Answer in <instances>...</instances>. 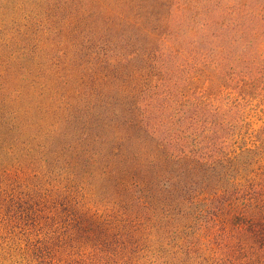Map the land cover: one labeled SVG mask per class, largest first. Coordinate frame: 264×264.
<instances>
[{
	"label": "rangeland",
	"instance_id": "rangeland-1",
	"mask_svg": "<svg viewBox=\"0 0 264 264\" xmlns=\"http://www.w3.org/2000/svg\"><path fill=\"white\" fill-rule=\"evenodd\" d=\"M149 15L157 18L148 20ZM166 55L170 60L159 64ZM159 69L173 72L165 76ZM132 72H151L152 80L156 73L173 75L182 97L197 96L212 104L211 116L189 130L194 133L190 137L214 133L209 128L223 123V113L231 123L225 153H235L226 154L225 169L219 160L220 178L212 179L206 202L187 204L185 216L178 208L165 213L161 205L163 210L145 214L137 225L121 224L126 225L123 244L121 239L117 247L106 243L95 250L84 232L88 222L80 224L79 212H66L59 205L62 211L48 220L51 224L42 221L43 229L22 225L21 206L33 194L57 197L68 202V209L76 205L61 193H82L73 171L83 172L93 187L96 203L89 206L94 210L109 211L105 201L119 198L100 172L101 164L83 158L77 165L78 152L72 146L80 148L84 125L74 118L77 113L67 114L61 101L64 89L76 94L108 86L110 96L117 87L126 93L144 89L126 77ZM116 74L118 86L112 82ZM138 77L140 86L148 82ZM116 93L118 102L125 100L126 93ZM217 135L223 136V130ZM89 147L98 156L100 145ZM247 150L252 151L249 156ZM234 156L239 165L250 161L248 176L264 178V0H0V264H223L228 244L236 249L228 257L230 264H247L244 256L250 264H264V257L252 256L241 244L242 232L233 225L238 221L234 215L246 207L242 201L233 206H226L231 199L223 202L228 197L242 200L239 188L251 179L242 169L228 174ZM58 170L62 174L50 177L49 185L38 179ZM234 187L237 192L227 193ZM46 188L53 193L45 194L41 189ZM15 195L23 200L18 203ZM207 206L215 215L204 213ZM117 209L116 220L130 214ZM203 217L213 219L215 227ZM98 237L99 242L108 238ZM33 243L38 249L32 253ZM22 250L26 253L20 254Z\"/></svg>",
	"mask_w": 264,
	"mask_h": 264
},
{
	"label": "trees",
	"instance_id": "trees-1",
	"mask_svg": "<svg viewBox=\"0 0 264 264\" xmlns=\"http://www.w3.org/2000/svg\"><path fill=\"white\" fill-rule=\"evenodd\" d=\"M154 18L157 17L149 15L148 20ZM169 55H166L167 60H159V64H166L170 60ZM145 56L144 51L143 58ZM151 57L153 58V56ZM155 63H158V60ZM159 70V72L163 71L165 76L173 72L167 69ZM231 70L233 67H230ZM150 73L146 72V74H136L135 76L134 72L125 74L135 85L144 89L129 88L126 93L125 90L117 87L118 91L116 92L126 93L125 100L121 102H118L116 92H114L115 96L109 95L110 92L105 90L108 86L98 91H96L97 87H90L86 90H78L76 94H71L64 89L66 94L64 91L62 94L64 99L61 102L64 107L66 105L67 114L71 116L72 112L73 114L77 113L78 115L74 118L84 125L80 148L72 146L78 152L77 160L79 162L77 165L82 164L83 158L88 162L92 160V164L97 162L101 164L100 172L109 179L113 194L119 195L118 199L113 197L105 201L104 205L110 206L109 211L102 213L89 206L90 203H96L92 197L93 187L86 182L83 172L73 171L71 175L80 177L82 193L75 196L69 192V189H64L61 193L64 194L62 198L74 202L76 205L68 209V202H58L57 197L40 198L37 194H33V198L28 201L24 200L26 202H24V206H21L23 207L20 210L22 218L19 220L22 225L43 229L45 225L42 224V221L49 223L48 220L53 221V215L58 210L79 212L80 224L81 220L88 222V227L84 232L88 243L95 250L106 243L110 247H117L119 246L118 240L121 239H123L121 241L123 244L126 225L121 224L135 223L137 225L145 214L148 215L150 212L155 214L159 209L163 210V205L166 206L165 213L178 208L177 212L185 216L184 208L187 204V207L193 205L199 207L206 202V194L211 191L209 189L212 179L219 177L216 167L221 166L219 160H223V169H225V163L228 162L226 154L231 151L235 153V150H228L225 153L229 146L227 142L231 123L225 119L223 113V123L208 126L210 127L209 132H212L213 128L215 129L214 133L205 134L202 137H190L194 133H188L189 130L197 129L198 122L204 120L203 118L206 116H211L212 104L197 96L186 98L184 94L182 97V93L173 82V75L164 77L162 73H156L154 74L156 79L152 80ZM138 76L148 82L140 86L135 82L139 78ZM113 77L112 82L118 86L119 83L116 82V79H120V77L117 74ZM104 85L106 86L105 82ZM136 99L138 100L133 101ZM206 124L208 125V123ZM221 130H223V136L219 137L217 133ZM91 144L100 145L98 156H94L97 153L89 147ZM251 152V150H247V155L249 156ZM102 160L105 163H102ZM232 160L230 159L229 164L233 162L234 168L228 174L233 175L242 169L247 177L251 178L247 174L249 160L241 159V165L237 161L238 158ZM77 168L79 169L78 166ZM61 170L64 171V169ZM62 172L58 170L53 176L47 175L46 178L42 176L38 179L42 184L49 185L50 177L55 179ZM226 172V170L221 172V174L223 173V185L226 181L225 177H227ZM232 177L234 178V176ZM58 189L59 187H55L52 190L57 191ZM41 190L47 194L49 188ZM52 190L49 192L53 193ZM237 191L234 187V190L227 193ZM240 191L244 194L242 200L228 197L223 202L231 199V202L226 203V206L227 204L233 206L242 201L241 203L246 209L244 210L242 207L240 208L242 214L234 215V220L238 218V221L233 225H236L237 229L242 232L241 244H245L247 249L251 250L250 254L255 257H264V178L258 180L251 178L248 186L244 189L240 187ZM110 192L112 193V190ZM198 195L206 197H198ZM15 199L18 203L23 200L16 195ZM58 205L62 209L58 208ZM173 205L175 207L169 209ZM116 208H118L117 211H122L124 216L126 211H129V216L123 218L122 221L116 220L118 219L114 214ZM213 209L207 206L202 210L210 216L209 213L215 215ZM210 217L209 219L203 218L206 221H211L212 226L215 227L214 220ZM56 223L60 224L58 221ZM60 227L64 228V231L67 230L62 224ZM227 227H229V223L225 229ZM98 234H103L108 238L99 242ZM32 249L29 250L32 253L38 249L36 243H33ZM120 250L118 248L117 253H120ZM235 250L232 245H226L225 258L223 259L226 263L223 264H230L228 257H232ZM14 251L18 252L19 247H15ZM25 253L22 250L20 254ZM242 253V251L239 252L240 255ZM244 257L247 264L252 263L250 258ZM237 259L238 256L233 258V261L237 262Z\"/></svg>",
	"mask_w": 264,
	"mask_h": 264
}]
</instances>
